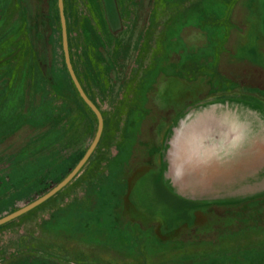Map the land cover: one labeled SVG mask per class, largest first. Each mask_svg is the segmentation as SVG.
<instances>
[{
  "label": "rangeland",
  "instance_id": "rangeland-1",
  "mask_svg": "<svg viewBox=\"0 0 264 264\" xmlns=\"http://www.w3.org/2000/svg\"><path fill=\"white\" fill-rule=\"evenodd\" d=\"M56 1L48 77L22 0H0V217L52 189L95 136ZM66 4L103 138L64 190L0 225V264H264V0Z\"/></svg>",
  "mask_w": 264,
  "mask_h": 264
},
{
  "label": "trees",
  "instance_id": "trees-1",
  "mask_svg": "<svg viewBox=\"0 0 264 264\" xmlns=\"http://www.w3.org/2000/svg\"><path fill=\"white\" fill-rule=\"evenodd\" d=\"M63 3H64V11H65V18H66V23H67V36H68V44H69V55L71 53V42H72V39L71 37L69 36V33H71V26L68 22V11H67V4H66V0H63ZM22 5L23 7L25 8V19H26V22H27V26L29 28V32L28 33V38L30 40V43L32 44L33 48L35 49V53L37 55V58H38V61L41 65V68H42V72L48 76V69L50 67V64H49V58H50V44H49V41H48V37H49V34H51V32H53V26H52V17H51V13L50 12L51 10V7L53 9V6L48 3V0H22ZM55 9H56V19L58 20V24H59V12H58V7H57V1L55 2ZM83 34L85 36V40L87 43H91L92 44V48L94 49L93 51V59H95L96 61H101L102 59V56L100 54V51L99 49L95 48L93 46V42L91 40V37H90V33L87 31V29H83ZM39 35V36H38ZM70 59H71V62L73 64V69L79 79V81L81 82L82 84V87H83V90L85 91V93L95 102L94 98H92L88 92L86 91V89L84 88V84H83V81L81 80V78L79 77V74L76 70V66L72 60V54L70 55ZM49 77V76H48ZM71 80V79H70ZM74 84L72 83V87L74 89V92L76 94V96L79 98V100L82 102V105L85 109H87V111H89L90 113H92V115L95 117L96 119V116L95 114L91 111V109L85 104V102L83 101V99L80 97L79 93L77 92V90L75 89V87L73 86ZM96 104V102H95ZM97 105V104H96ZM37 129L38 127L35 129V132L37 133ZM35 133V134H36ZM38 134V133H37ZM33 136V135H31ZM37 136V135H36ZM36 136H33L31 138H35ZM39 136V135H38ZM30 137H28L25 142H28L29 140H31ZM103 138V136H102ZM98 141V144L96 146V149L94 150V152L92 153V155L88 158V161L95 155L97 154V150H98V147L100 146V143H101V139ZM23 140V139H22ZM20 141V140H19ZM12 145V143H9V144H5L4 142H0V153H2L1 151L6 148V147H9V145ZM25 146L24 143L21 144V147ZM23 148H21L22 150ZM12 154V153H11ZM71 182V181H70ZM70 182L68 184H70ZM67 184V185H68ZM67 185L62 188L61 190H58L51 198L55 197L59 192H61L62 190H64ZM253 201V200H252ZM251 201V202H252ZM256 201V200H255ZM46 200L44 202H42L40 205H38L37 207H34L33 209H31L30 211H27V213H30V212H34L38 207H40L43 203H45ZM250 201H247V202H243V203H240V204H234V205H231V206H240L242 207L243 205H248L251 203ZM230 205H225L223 206V208L226 210L227 207L229 208ZM27 213L23 214V215H26ZM21 216V215H20ZM3 225V224H1Z\"/></svg>",
  "mask_w": 264,
  "mask_h": 264
},
{
  "label": "water",
  "instance_id": "water-1",
  "mask_svg": "<svg viewBox=\"0 0 264 264\" xmlns=\"http://www.w3.org/2000/svg\"><path fill=\"white\" fill-rule=\"evenodd\" d=\"M57 6L59 10V20H60V25H61V39H62V47H63V55H64V60L66 63V70L73 82V86L79 93L80 97L83 99L85 104L91 109V111L95 114L97 118V127H96V132L94 138H92V141L87 148L86 152L84 155L80 157L78 162L75 164V166L72 168L70 173H68L65 177H63L52 189L48 190L47 192L43 193L41 196L30 202L29 204L27 203L24 206H21L20 208L16 209L13 212H9L8 214L0 217V225L3 223L8 222L9 220H13L17 218L18 216L22 215L23 213L30 211L34 207H37L40 205L42 202L45 200L47 201L51 196H53L58 190H61L64 188L70 181L71 179L80 171V169L83 167V165L86 163L88 160L89 156L92 155L99 139L102 136L103 132V115L100 112V109L96 106L95 102L85 93L83 90L82 84L79 81L75 71L73 64L70 59L69 55V44H68V36H67V23H66V18H65V11H64V3L63 0H57Z\"/></svg>",
  "mask_w": 264,
  "mask_h": 264
}]
</instances>
